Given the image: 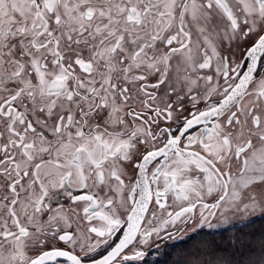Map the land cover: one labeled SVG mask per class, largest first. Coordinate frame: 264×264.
Segmentation results:
<instances>
[{"label":"snow or ice","instance_id":"obj_1","mask_svg":"<svg viewBox=\"0 0 264 264\" xmlns=\"http://www.w3.org/2000/svg\"><path fill=\"white\" fill-rule=\"evenodd\" d=\"M0 264H264V0H0Z\"/></svg>","mask_w":264,"mask_h":264},{"label":"flooded vegetation","instance_id":"obj_2","mask_svg":"<svg viewBox=\"0 0 264 264\" xmlns=\"http://www.w3.org/2000/svg\"><path fill=\"white\" fill-rule=\"evenodd\" d=\"M183 241L177 242V243H182Z\"/></svg>","mask_w":264,"mask_h":264},{"label":"trees","instance_id":"obj_3","mask_svg":"<svg viewBox=\"0 0 264 264\" xmlns=\"http://www.w3.org/2000/svg\"><path fill=\"white\" fill-rule=\"evenodd\" d=\"M182 243H184V242H182Z\"/></svg>","mask_w":264,"mask_h":264}]
</instances>
